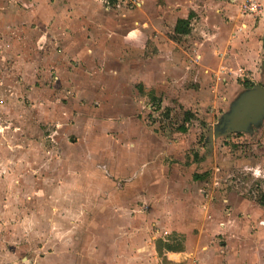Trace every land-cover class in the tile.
<instances>
[{"label": "rangeland", "instance_id": "rangeland-1", "mask_svg": "<svg viewBox=\"0 0 264 264\" xmlns=\"http://www.w3.org/2000/svg\"><path fill=\"white\" fill-rule=\"evenodd\" d=\"M243 1L102 2L106 37L83 16L69 40L55 15L4 24L0 264H59L82 237L107 250V232L135 234L148 261L168 264L186 236L196 250L222 248L264 227V117L251 130L219 125L264 83L227 59L246 18L261 15ZM189 16L190 32L177 33Z\"/></svg>", "mask_w": 264, "mask_h": 264}, {"label": "crops", "instance_id": "crops-1", "mask_svg": "<svg viewBox=\"0 0 264 264\" xmlns=\"http://www.w3.org/2000/svg\"><path fill=\"white\" fill-rule=\"evenodd\" d=\"M262 1L263 8L260 17L257 20L246 18V30H244L245 32H237L232 37L227 57L228 60L235 59L237 63L243 66L244 70L249 71L255 78L259 75L264 76V0ZM110 11L111 9L104 7L99 0H0V31L4 29V24L10 23L12 20H18L19 22L21 18L25 17L35 21L36 15H55L56 21L58 18L61 30L66 32L65 39L69 40L70 36L67 35L72 30H76L78 33L81 32L77 24L79 23V17L83 16L82 21H85L83 24H102L103 27H100V29H103L101 31L104 34L103 36L106 37L104 30L110 27L108 23L110 19L105 15L109 16L110 13L108 12ZM15 13L21 15V17L10 19V16ZM0 44H2V41H0ZM132 235L136 237L132 233L118 237L112 232H107L105 243L107 250L100 245L91 246V243L88 244L85 242V238L82 237L81 239H84L83 246L73 249L66 247L60 253L59 264H159L158 262L148 261L146 258L148 254L146 250L144 251V247H138V245L131 242ZM249 237L252 240L247 239ZM119 238L124 239L123 242H117L116 240ZM209 238L210 235L207 239ZM214 239H217V237ZM249 241L251 243H248ZM203 242H199V244ZM195 244L192 246L191 242L190 246L189 236H186L182 250H172L165 253L167 263L233 264L230 254L235 252L237 264H264V227L261 226L251 233L242 229L238 230L235 246H232L233 243L227 242L226 247L218 248V242L214 241L209 243L207 247H200L199 250H196L194 249ZM245 244L249 247L250 255L243 259ZM117 253L121 254V257H117ZM1 264L32 263L3 262Z\"/></svg>", "mask_w": 264, "mask_h": 264}, {"label": "water", "instance_id": "water-1", "mask_svg": "<svg viewBox=\"0 0 264 264\" xmlns=\"http://www.w3.org/2000/svg\"><path fill=\"white\" fill-rule=\"evenodd\" d=\"M264 117V83L247 88L237 99L229 113L225 114L220 126L225 129L251 130V125H260Z\"/></svg>", "mask_w": 264, "mask_h": 264}, {"label": "built area", "instance_id": "built-area-1", "mask_svg": "<svg viewBox=\"0 0 264 264\" xmlns=\"http://www.w3.org/2000/svg\"><path fill=\"white\" fill-rule=\"evenodd\" d=\"M101 2H105L107 5L116 6L117 4H121L123 2L131 1V0H99ZM240 9L246 13H259L262 10V5L257 0H244L240 4Z\"/></svg>", "mask_w": 264, "mask_h": 264}, {"label": "trees", "instance_id": "trees-1", "mask_svg": "<svg viewBox=\"0 0 264 264\" xmlns=\"http://www.w3.org/2000/svg\"><path fill=\"white\" fill-rule=\"evenodd\" d=\"M174 30L177 33H181V34H187L190 32V16L189 17H180L177 19L176 24H175V28ZM198 175H195V177L197 178ZM170 250L173 251H178V250H182V248H178V249H172L169 248Z\"/></svg>", "mask_w": 264, "mask_h": 264}]
</instances>
